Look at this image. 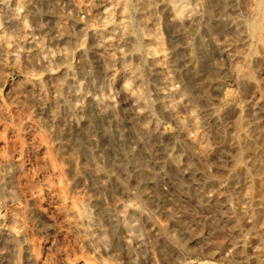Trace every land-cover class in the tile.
Masks as SVG:
<instances>
[{
  "label": "clouds",
  "instance_id": "1",
  "mask_svg": "<svg viewBox=\"0 0 264 264\" xmlns=\"http://www.w3.org/2000/svg\"><path fill=\"white\" fill-rule=\"evenodd\" d=\"M0 264H264V0H0Z\"/></svg>",
  "mask_w": 264,
  "mask_h": 264
}]
</instances>
